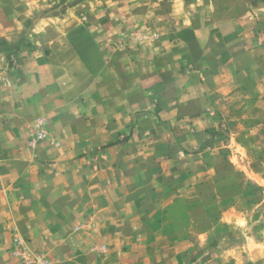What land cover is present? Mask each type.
<instances>
[{"label": "rangeland", "instance_id": "rangeland-1", "mask_svg": "<svg viewBox=\"0 0 264 264\" xmlns=\"http://www.w3.org/2000/svg\"><path fill=\"white\" fill-rule=\"evenodd\" d=\"M0 6L21 24L0 38V63L18 58L41 87L30 161L42 180L99 197L123 183L144 199L140 218L188 233L186 249L130 254L136 264H264V0ZM56 36L65 40L42 45ZM14 240L22 264L23 248L33 264H54L52 252Z\"/></svg>", "mask_w": 264, "mask_h": 264}, {"label": "crops", "instance_id": "crops-1", "mask_svg": "<svg viewBox=\"0 0 264 264\" xmlns=\"http://www.w3.org/2000/svg\"><path fill=\"white\" fill-rule=\"evenodd\" d=\"M7 10L0 6V38H9L20 24ZM64 40L56 36L42 45L56 47ZM4 60L0 52V61ZM16 61L11 68L0 63V264H22L16 237L34 251L52 252L54 264H136L130 254L157 257L186 249L189 236L182 225L174 228L168 218H140L136 206L144 199L134 190L125 192L123 183L117 192L99 186L103 189L99 197L91 191L76 192V182L41 179L45 168L30 161L31 156L38 159V151L30 146V131L42 108V103L36 107L34 95L41 87L30 84L29 73L18 69L21 61ZM108 194L112 199L107 200ZM66 198L68 206L62 202ZM78 225L82 228L75 232ZM99 247L105 256H98Z\"/></svg>", "mask_w": 264, "mask_h": 264}, {"label": "built area", "instance_id": "built-area-1", "mask_svg": "<svg viewBox=\"0 0 264 264\" xmlns=\"http://www.w3.org/2000/svg\"><path fill=\"white\" fill-rule=\"evenodd\" d=\"M24 249H25V248H23V251H22V252L25 251ZM22 252H21V254H22V257H23V259H24V260H23L24 263H25V264H33L32 261L30 260V257L27 256V255H24ZM18 253H20V252H18Z\"/></svg>", "mask_w": 264, "mask_h": 264}]
</instances>
